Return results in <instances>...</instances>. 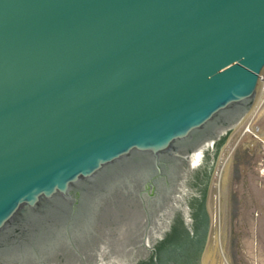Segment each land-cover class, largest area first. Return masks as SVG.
<instances>
[{
	"label": "water",
	"instance_id": "95a60500",
	"mask_svg": "<svg viewBox=\"0 0 264 264\" xmlns=\"http://www.w3.org/2000/svg\"><path fill=\"white\" fill-rule=\"evenodd\" d=\"M263 81L264 0H0V264H198Z\"/></svg>",
	"mask_w": 264,
	"mask_h": 264
},
{
	"label": "rangeland",
	"instance_id": "374dc122",
	"mask_svg": "<svg viewBox=\"0 0 264 264\" xmlns=\"http://www.w3.org/2000/svg\"><path fill=\"white\" fill-rule=\"evenodd\" d=\"M260 103L261 100L221 151L206 198V226L198 264H264L260 147L251 133H243L249 125L250 131L252 127L253 132L264 136V102Z\"/></svg>",
	"mask_w": 264,
	"mask_h": 264
},
{
	"label": "built area",
	"instance_id": "2783aa9c",
	"mask_svg": "<svg viewBox=\"0 0 264 264\" xmlns=\"http://www.w3.org/2000/svg\"><path fill=\"white\" fill-rule=\"evenodd\" d=\"M260 100H261V103L264 102V81H263V87H262V94H261V97H260ZM259 100V101H260ZM251 124H252V121H251ZM249 125L247 126V128L244 130L243 133H251L253 139H255L256 141H258L259 143V147H260V159H259V163H258V169H259V173L261 175H264V136H260L258 134V131H252V127H251V131L249 130Z\"/></svg>",
	"mask_w": 264,
	"mask_h": 264
},
{
	"label": "flooded vegetation",
	"instance_id": "af4514ba",
	"mask_svg": "<svg viewBox=\"0 0 264 264\" xmlns=\"http://www.w3.org/2000/svg\"><path fill=\"white\" fill-rule=\"evenodd\" d=\"M205 204H206V198L204 199V207H203V212L205 210ZM205 213V212H204Z\"/></svg>",
	"mask_w": 264,
	"mask_h": 264
},
{
	"label": "bare ground",
	"instance_id": "6f19581e",
	"mask_svg": "<svg viewBox=\"0 0 264 264\" xmlns=\"http://www.w3.org/2000/svg\"><path fill=\"white\" fill-rule=\"evenodd\" d=\"M259 103V102H258ZM258 105V104H257ZM209 256V255H208Z\"/></svg>",
	"mask_w": 264,
	"mask_h": 264
}]
</instances>
